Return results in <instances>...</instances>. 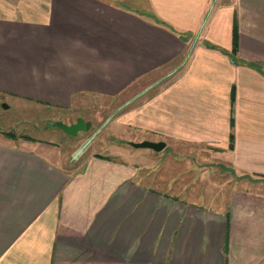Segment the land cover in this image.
<instances>
[{
  "label": "crops",
  "instance_id": "crops-1",
  "mask_svg": "<svg viewBox=\"0 0 264 264\" xmlns=\"http://www.w3.org/2000/svg\"><path fill=\"white\" fill-rule=\"evenodd\" d=\"M154 75L121 139L206 148L234 173L225 196L149 186L146 151L66 162L0 131V264H264V0H0V93L65 109Z\"/></svg>",
  "mask_w": 264,
  "mask_h": 264
},
{
  "label": "rangeland",
  "instance_id": "rangeland-1",
  "mask_svg": "<svg viewBox=\"0 0 264 264\" xmlns=\"http://www.w3.org/2000/svg\"><path fill=\"white\" fill-rule=\"evenodd\" d=\"M155 79V75L149 77L129 91L113 97L83 96L80 97L81 101L65 109L26 102L23 98L0 93V131L52 142L55 145L54 151L63 152L66 162L72 161L71 154L88 139L91 140L84 151L97 149L98 146L104 150L105 145L146 151L145 160L139 161V167L149 186L167 193L203 194L209 196V199L225 196V192L231 188L226 181L234 178V173L229 168L218 165L206 148L196 146L188 155H173L169 152L167 139L164 141L165 147L160 151L132 148L129 142L134 141H129L126 135L121 139L120 114L128 109H135L167 84V76ZM79 117L90 120L88 130L69 134L56 125L58 121L69 124ZM112 120L118 125V132L114 137Z\"/></svg>",
  "mask_w": 264,
  "mask_h": 264
},
{
  "label": "water",
  "instance_id": "water-1",
  "mask_svg": "<svg viewBox=\"0 0 264 264\" xmlns=\"http://www.w3.org/2000/svg\"><path fill=\"white\" fill-rule=\"evenodd\" d=\"M56 125L66 133L76 134L79 130H88L90 128L91 123L79 117L76 118L74 122H71L69 124H66L62 121H58L56 122ZM90 140L91 139L86 140V142L75 151L73 157H76ZM129 144L135 148L138 147L149 148L154 151H160L165 146V143L163 141H149V140H142L139 142H129Z\"/></svg>",
  "mask_w": 264,
  "mask_h": 264
},
{
  "label": "trees",
  "instance_id": "trees-1",
  "mask_svg": "<svg viewBox=\"0 0 264 264\" xmlns=\"http://www.w3.org/2000/svg\"><path fill=\"white\" fill-rule=\"evenodd\" d=\"M236 51H237V28L234 25L233 26V34H232V51H231V54H230L231 57H232V59L235 58L234 55H235V52ZM231 99H233V93H232ZM232 127H233V118H230V128L232 129ZM6 134L11 135V136H14V134L13 133H10V132H7ZM25 138L31 139L28 136H26ZM231 140H233V133L232 132H230V141Z\"/></svg>",
  "mask_w": 264,
  "mask_h": 264
}]
</instances>
